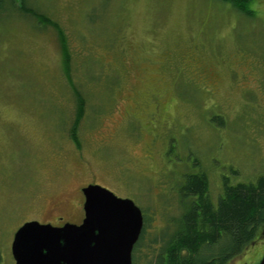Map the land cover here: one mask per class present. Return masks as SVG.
I'll return each instance as SVG.
<instances>
[{
  "label": "rangeland",
  "instance_id": "374dc122",
  "mask_svg": "<svg viewBox=\"0 0 264 264\" xmlns=\"http://www.w3.org/2000/svg\"><path fill=\"white\" fill-rule=\"evenodd\" d=\"M18 2V0H15ZM57 32L0 11V264L24 222L79 221L99 184L144 217L146 264L183 208L178 186L204 172L214 201L264 176V0L253 16L218 0H24ZM61 218V219H58ZM264 230L227 264H258ZM143 256L145 258H143ZM149 258V259H148Z\"/></svg>",
  "mask_w": 264,
  "mask_h": 264
},
{
  "label": "trees",
  "instance_id": "16d2710c",
  "mask_svg": "<svg viewBox=\"0 0 264 264\" xmlns=\"http://www.w3.org/2000/svg\"><path fill=\"white\" fill-rule=\"evenodd\" d=\"M218 1L230 5L243 15H254L249 7L253 0ZM6 2L8 7L31 16L57 32L63 71L70 81V55L65 35L58 24L28 7L24 0H0V11ZM70 85L73 86L71 81ZM73 93L76 110L70 137L79 146L77 127L84 115V98L74 86ZM178 194L183 211L168 222L155 259H150L146 264H227L264 230V176H260L254 183L229 184L224 179L222 191L213 201L208 194L206 174H186L178 186ZM142 241L141 237L135 249ZM132 259L135 264V257Z\"/></svg>",
  "mask_w": 264,
  "mask_h": 264
},
{
  "label": "water",
  "instance_id": "95a60500",
  "mask_svg": "<svg viewBox=\"0 0 264 264\" xmlns=\"http://www.w3.org/2000/svg\"><path fill=\"white\" fill-rule=\"evenodd\" d=\"M80 224L24 222L11 242L15 264H132V249L143 226L139 207L99 184L81 189ZM258 264H264V254Z\"/></svg>",
  "mask_w": 264,
  "mask_h": 264
},
{
  "label": "flooded vegetation",
  "instance_id": "af4514ba",
  "mask_svg": "<svg viewBox=\"0 0 264 264\" xmlns=\"http://www.w3.org/2000/svg\"><path fill=\"white\" fill-rule=\"evenodd\" d=\"M91 184H95V183H91ZM82 189V188H81ZM82 193V192H81ZM83 195V194H82ZM83 198H84V196H83ZM83 203H84V200H83ZM83 203H82V209H83ZM83 217H84V212H83V216L81 215V217H80V219H79V221H65V222H62V221H56V222H52V223H50V224H52V225H54V226H62L63 224H65V223H74V224H80L81 222H82V219H83ZM58 219H61V218H58ZM143 230H144V217H143V226H142V229H141V233H140V235H139V238H138V240H140V238L141 237H143ZM13 239V238H12ZM137 240V241H138ZM136 244V243H135ZM11 249V248H10ZM137 249V248H136ZM135 245H134V247H133V249H132V254H133V252H135ZM132 254H131V259H132ZM12 255V254H11ZM14 261V260H13ZM14 264H15V262H14ZM132 264H133V259H132Z\"/></svg>",
  "mask_w": 264,
  "mask_h": 264
}]
</instances>
